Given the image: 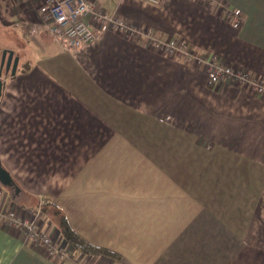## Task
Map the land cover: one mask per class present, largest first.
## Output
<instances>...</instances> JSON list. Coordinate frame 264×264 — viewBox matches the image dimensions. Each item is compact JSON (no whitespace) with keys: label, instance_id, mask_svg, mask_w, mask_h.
Segmentation results:
<instances>
[{"label":"crops","instance_id":"obj_1","mask_svg":"<svg viewBox=\"0 0 264 264\" xmlns=\"http://www.w3.org/2000/svg\"><path fill=\"white\" fill-rule=\"evenodd\" d=\"M89 1L196 57L90 14L95 41L69 50L43 24L47 0H0L2 49L19 56L2 75L0 160L14 186L0 183V210H41L67 253L0 219V264H264V94L212 78L202 59L264 83V0ZM52 208L116 256L72 257Z\"/></svg>","mask_w":264,"mask_h":264},{"label":"built area","instance_id":"obj_2","mask_svg":"<svg viewBox=\"0 0 264 264\" xmlns=\"http://www.w3.org/2000/svg\"><path fill=\"white\" fill-rule=\"evenodd\" d=\"M145 1L152 5H160L163 2V0ZM47 3V10L43 12V24L50 28L69 50H79L95 41L98 34L97 30L85 21V16L90 14L96 25L107 26L133 37H141L147 44L171 56H184L189 60H194L196 57L186 43L176 39L162 38L155 31L109 14L89 0H47ZM202 59H205V64L212 78L231 79L242 85L252 87L259 94H264L263 82L252 79L248 74L219 63L215 59L208 57H202ZM0 219L25 231L32 242L45 246L52 256L64 258L67 255L53 235L54 228L43 229L41 227V220L44 219L41 210L35 213V218L22 216L17 209L6 212L0 210Z\"/></svg>","mask_w":264,"mask_h":264},{"label":"trees","instance_id":"obj_3","mask_svg":"<svg viewBox=\"0 0 264 264\" xmlns=\"http://www.w3.org/2000/svg\"><path fill=\"white\" fill-rule=\"evenodd\" d=\"M15 194V193H14ZM53 216L56 215L57 221H54L58 227L59 230L62 234V237L68 241L73 247L75 248V253L72 255V257H76V255L81 252V253H86V254H92V255H110V256H116L115 253L112 251L94 246L88 242H86L82 237L77 235L68 225L65 217L60 215V212L56 209H53ZM45 213L46 211L48 212V209L46 210V207L44 209ZM44 214V213H43ZM47 214V213H46Z\"/></svg>","mask_w":264,"mask_h":264},{"label":"water","instance_id":"obj_4","mask_svg":"<svg viewBox=\"0 0 264 264\" xmlns=\"http://www.w3.org/2000/svg\"><path fill=\"white\" fill-rule=\"evenodd\" d=\"M19 64V56L15 55L13 50L4 49L1 58L0 64V100L3 94L4 88V80L2 79L3 73L8 75L10 71H12V76L16 75L17 68ZM0 183L4 186H14L13 178L11 177L10 173L3 167L1 160H0ZM17 193L19 192V188L16 187Z\"/></svg>","mask_w":264,"mask_h":264},{"label":"rangeland","instance_id":"obj_5","mask_svg":"<svg viewBox=\"0 0 264 264\" xmlns=\"http://www.w3.org/2000/svg\"><path fill=\"white\" fill-rule=\"evenodd\" d=\"M5 31H6L5 26L2 24V21L0 19V64H1L2 53L4 50V49H2V46H3L2 35ZM11 73H12V71H10V75H12ZM4 76H5V74H4Z\"/></svg>","mask_w":264,"mask_h":264}]
</instances>
